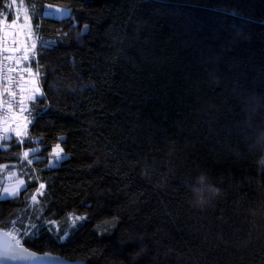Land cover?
<instances>
[{"label":"trees","instance_id":"16d2710c","mask_svg":"<svg viewBox=\"0 0 264 264\" xmlns=\"http://www.w3.org/2000/svg\"><path fill=\"white\" fill-rule=\"evenodd\" d=\"M23 1L42 94L0 145V228L81 264H264V0Z\"/></svg>","mask_w":264,"mask_h":264},{"label":"snow or ice","instance_id":"6c2138e0","mask_svg":"<svg viewBox=\"0 0 264 264\" xmlns=\"http://www.w3.org/2000/svg\"><path fill=\"white\" fill-rule=\"evenodd\" d=\"M13 6H15V12L13 13L12 9ZM7 14L4 10L0 9V51H13L16 47V45L19 43V40L17 37L19 35H23V31L25 27H28L30 23V15L28 12L24 9L23 4L19 2V0H11V3L7 5ZM21 12L24 13L23 20L24 23L20 24L21 19ZM8 30V39L11 40L12 48L5 49L4 43H5V31ZM23 59H28V56L25 55ZM29 76L33 77L31 80L25 81L19 85V90L21 93L20 99H19V113L18 114H10L8 116V121H12L15 125L14 129L9 128V131L15 132V136L17 138H21L26 134V126L29 122V116L28 112L30 111L29 107H26V105L30 104L32 101H34L37 97V95H41L42 91L40 88L39 81L35 78L36 73L32 72L30 69L27 70ZM11 95H15L14 93H10ZM0 103H3L0 101ZM8 121H5L7 123ZM52 154L59 158L62 154V150L59 145L53 148ZM23 156H28V153H23ZM24 184L23 180H18L15 185H9L8 187L3 188V193L8 196H16L19 192L21 186ZM45 188L44 183H39L38 188L36 189L37 194L40 193L42 189ZM36 196H32V200H36ZM77 219L83 220L84 217H77ZM114 226V225H113ZM17 250L20 254H27V255H34V253H29L28 249L26 247H23L19 240L17 239L15 241L14 247L7 251V252H0V256H12L15 257L17 255Z\"/></svg>","mask_w":264,"mask_h":264},{"label":"rangeland","instance_id":"374dc122","mask_svg":"<svg viewBox=\"0 0 264 264\" xmlns=\"http://www.w3.org/2000/svg\"><path fill=\"white\" fill-rule=\"evenodd\" d=\"M20 3L23 4L24 9L28 12V14L30 15L31 19H30V23L28 25V27L24 28L23 31V35H19L17 37V39L19 40V43L16 45L15 49L11 52L9 51H4L5 53L8 54V56L10 55L12 57V59L18 63L21 64L23 67V79H22V83L25 79V81L31 80L33 77L29 76L28 71L27 70H31L30 67V62L33 59L34 55H35V50H36V36H35V32H34V28H33V24H32V15L29 11V9L25 6V3L23 0H19ZM11 3V0L10 2ZM13 13L15 12V6H13L12 9ZM23 15L24 13L21 12V19H20V24L24 23L23 20ZM41 17H50V18H55V19H62L65 18L67 16H69V10L65 9V8H60V7H56V6H51V5H47L44 7V9L42 10ZM5 43H4V48L5 49H10L12 48V44H11V40L8 39V30L5 31ZM25 55L28 56V59H23V57H25ZM28 64V65H27ZM33 72V71H32ZM27 73V74H26ZM37 79V77H35ZM41 95H37V97H40ZM36 97V98H37ZM4 121H8V120H4ZM8 126L6 128L5 132L3 129L0 128V130L4 133V138L0 139V145L3 141L8 140L9 138H16L18 140L23 139V137L21 138H17L15 136V132L13 131H9V128H13L14 123L12 121H8ZM31 153H28V156L24 157V160H28L29 159V155ZM63 159H65V156L62 152L61 156L59 158H56L53 154H52V158L50 159V165L53 166L56 163H59L60 161H62ZM18 180H23V178L21 177L19 170L17 169V167L15 165H2L0 166V199H6V198H12L14 196H8L6 194L3 193V188L8 187L9 185H15L16 182ZM24 181V180H23ZM24 188V184L21 186L19 192ZM18 192V193H19ZM17 193V195H18ZM36 201V200H35ZM33 201V202H35ZM69 225L68 227L74 228L77 224H79L80 222L82 223L83 221H85V217L84 216H75V215H70L69 216ZM77 217H84L83 220L77 219ZM53 226L56 227V224L53 223ZM6 232L12 236L15 240H19L20 244H21V239H20V233L21 231L18 230L16 227L12 226L10 227L8 230H6Z\"/></svg>","mask_w":264,"mask_h":264},{"label":"built area","instance_id":"2783aa9c","mask_svg":"<svg viewBox=\"0 0 264 264\" xmlns=\"http://www.w3.org/2000/svg\"><path fill=\"white\" fill-rule=\"evenodd\" d=\"M24 72L4 51H0V119L8 120L10 114L19 113L21 96L19 85L22 83ZM14 93L15 95H11ZM4 133L0 130V139Z\"/></svg>","mask_w":264,"mask_h":264},{"label":"water","instance_id":"95a60500","mask_svg":"<svg viewBox=\"0 0 264 264\" xmlns=\"http://www.w3.org/2000/svg\"><path fill=\"white\" fill-rule=\"evenodd\" d=\"M15 239L10 236L6 230L0 228V252H7L15 245ZM25 247L23 244H21ZM28 249V248H27ZM29 253L34 255L20 254L17 250V255L0 256V264H81L79 262L68 261L58 255L51 253L39 254L28 249Z\"/></svg>","mask_w":264,"mask_h":264},{"label":"crops","instance_id":"0c3cea01","mask_svg":"<svg viewBox=\"0 0 264 264\" xmlns=\"http://www.w3.org/2000/svg\"><path fill=\"white\" fill-rule=\"evenodd\" d=\"M9 57H10V60L12 61V62H14V63H16L13 59H12V57L9 55ZM17 65H19L22 69H23V67H22V65L21 64H18V63H16ZM28 65V64H27ZM26 71H27V69H25ZM32 71L34 72V70L32 69ZM35 73V72H34ZM27 74V73H26ZM36 77H37V75H36ZM26 79V78H25ZM25 79H24V81L23 82H25ZM29 106V104L28 105H26V107H28ZM7 126H8V123H5V121H3V120H1L0 119V128L1 129H3L5 132H7L6 131V128H7ZM13 127H15V126H13ZM26 131H27V126H26ZM8 133V132H7Z\"/></svg>","mask_w":264,"mask_h":264},{"label":"clouds","instance_id":"9594fccd","mask_svg":"<svg viewBox=\"0 0 264 264\" xmlns=\"http://www.w3.org/2000/svg\"><path fill=\"white\" fill-rule=\"evenodd\" d=\"M199 179H200L201 181H203L204 178L201 176ZM195 204H196L197 206H202V205H203V202L200 200L198 194H197L196 199H195Z\"/></svg>","mask_w":264,"mask_h":264}]
</instances>
